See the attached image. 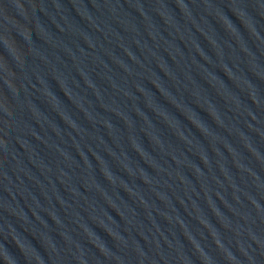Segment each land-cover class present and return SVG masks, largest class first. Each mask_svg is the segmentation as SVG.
<instances>
[{"label": "water", "instance_id": "95a60500", "mask_svg": "<svg viewBox=\"0 0 264 264\" xmlns=\"http://www.w3.org/2000/svg\"><path fill=\"white\" fill-rule=\"evenodd\" d=\"M0 264H264V0H0Z\"/></svg>", "mask_w": 264, "mask_h": 264}]
</instances>
